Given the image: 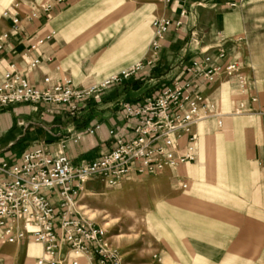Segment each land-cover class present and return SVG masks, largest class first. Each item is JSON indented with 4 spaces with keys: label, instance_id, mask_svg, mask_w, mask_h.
Here are the masks:
<instances>
[{
    "label": "crops",
    "instance_id": "crops-1",
    "mask_svg": "<svg viewBox=\"0 0 264 264\" xmlns=\"http://www.w3.org/2000/svg\"><path fill=\"white\" fill-rule=\"evenodd\" d=\"M119 1L0 0V36L7 34L0 49V77L13 64L34 87L45 88L44 78L50 84L67 78L75 89L84 90L137 64L152 63L87 100L73 117L49 104L0 110V156L17 161L25 152L42 147L50 155L64 154L73 163L95 159L112 148L115 138L135 137L136 123L119 114L123 104L144 103L173 79L187 78L183 70L191 61L215 58L224 50L242 66L246 88L240 92L227 78L208 85L197 82L208 116L194 127V161L154 177L127 179L165 178L167 184L180 185L186 191L183 197L197 204L196 215L206 212L223 218L230 233L226 247L238 248L239 255L249 247L259 249L264 240V0H172L171 5L130 7L112 29L109 46L99 49L104 33L94 40L88 32L90 24L110 14ZM14 5L18 6L17 28L1 17ZM42 5L51 8L44 12ZM182 8L186 16L181 28L168 31L154 51L151 19L174 21ZM30 11L37 13L36 19L28 18ZM49 30L55 32L53 39L27 54L29 44ZM32 58L40 63L28 70ZM173 139L183 151L186 138L174 135ZM33 249L40 248L34 245Z\"/></svg>",
    "mask_w": 264,
    "mask_h": 264
},
{
    "label": "built area",
    "instance_id": "built-area-1",
    "mask_svg": "<svg viewBox=\"0 0 264 264\" xmlns=\"http://www.w3.org/2000/svg\"><path fill=\"white\" fill-rule=\"evenodd\" d=\"M63 1L66 0H55L56 3ZM160 1L164 5L172 4V0ZM230 6L234 7V3ZM40 8L47 12L51 5ZM17 10L18 6L14 5L1 14L14 28L19 25ZM185 16L186 11L182 8L174 21L165 17L152 21L154 51L160 48L168 31L181 28ZM28 18L36 19L37 13L30 11ZM54 35L55 32L49 30L36 37L29 44L27 54L37 51ZM6 38L7 34L0 36V49ZM217 61L223 63L216 64ZM39 63V58H32L27 64L28 70H33ZM151 64H137L119 76L84 90L75 89L67 78L55 84L44 78L45 88L34 87L11 64L0 77V110L21 104H49L66 109L73 117L87 100L96 98ZM183 73L188 77L175 78L170 84L156 89L144 103L123 104L119 114L128 123H136L132 128L135 137L115 138L112 148L95 159L73 163L64 154L50 155L42 147L25 152L17 161L1 155L0 245L32 243L40 246L42 257L31 264H80L83 257L89 264H122L119 257L107 249L106 232L76 211V200L86 184L99 179L107 186H115L131 175L154 177L193 162L194 127L208 116L197 82L208 85L218 78H227L240 92L246 88L242 66L230 60L224 50H220L215 58L202 56L191 61ZM88 133L92 134L93 130ZM109 135H114V130ZM174 135L186 138L183 151L176 145Z\"/></svg>",
    "mask_w": 264,
    "mask_h": 264
},
{
    "label": "rangeland",
    "instance_id": "rangeland-1",
    "mask_svg": "<svg viewBox=\"0 0 264 264\" xmlns=\"http://www.w3.org/2000/svg\"><path fill=\"white\" fill-rule=\"evenodd\" d=\"M158 4L163 3L120 0L110 14L90 24L88 32L94 34L96 41L100 32L104 33L98 47L104 49L111 43L112 29L124 19V10ZM155 18L158 16L151 20ZM150 180L125 179L107 186L93 179L76 200L77 213L106 232L107 249L122 264H264V240L259 249L249 247L243 250L244 255H239L238 248L226 247L230 233L224 228L222 217L212 213L208 216L206 212L196 215L197 204L183 197L186 191L180 185L167 184L165 178ZM33 248L32 243L0 245V264H31L42 257L41 248ZM80 260L81 264H89L86 257Z\"/></svg>",
    "mask_w": 264,
    "mask_h": 264
}]
</instances>
